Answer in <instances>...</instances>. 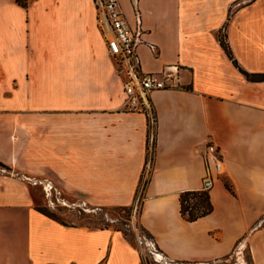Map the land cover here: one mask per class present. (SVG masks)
Wrapping results in <instances>:
<instances>
[{"label": "crops", "instance_id": "obj_1", "mask_svg": "<svg viewBox=\"0 0 264 264\" xmlns=\"http://www.w3.org/2000/svg\"><path fill=\"white\" fill-rule=\"evenodd\" d=\"M120 1L142 31V72L178 69L180 89L148 97L154 126L125 109L95 0H0V264H160L122 231L40 212L37 185L91 207L138 205L170 263H213L244 241L264 264V0ZM210 140L223 173L212 213L189 222L180 196L203 190Z\"/></svg>", "mask_w": 264, "mask_h": 264}, {"label": "built area", "instance_id": "obj_2", "mask_svg": "<svg viewBox=\"0 0 264 264\" xmlns=\"http://www.w3.org/2000/svg\"><path fill=\"white\" fill-rule=\"evenodd\" d=\"M99 22L106 41L108 55L116 65L118 79L122 81L125 109L129 112H146L150 123L155 125V117L148 97L152 92L180 89L178 69L171 74H144L141 70L138 46L142 43L141 29H133L128 22L120 0H95ZM151 152L154 134H151ZM223 173V160L219 148L209 141L206 148V176L203 190L213 188L215 178ZM47 187H50L47 185ZM153 261L160 264H181L166 261L150 238L147 243ZM239 251L237 256H239ZM243 262V259L242 261Z\"/></svg>", "mask_w": 264, "mask_h": 264}, {"label": "rangeland", "instance_id": "obj_3", "mask_svg": "<svg viewBox=\"0 0 264 264\" xmlns=\"http://www.w3.org/2000/svg\"><path fill=\"white\" fill-rule=\"evenodd\" d=\"M32 194L36 208L55 214L67 224L120 229L134 245L140 248L147 259L152 261L147 245L150 236L139 225L138 205L129 207L127 210L91 207L63 194L58 187L54 186H32ZM238 251L239 256H237ZM242 259L243 262H241ZM209 264H252L250 250L245 242L241 241L232 255Z\"/></svg>", "mask_w": 264, "mask_h": 264}, {"label": "trees", "instance_id": "obj_4", "mask_svg": "<svg viewBox=\"0 0 264 264\" xmlns=\"http://www.w3.org/2000/svg\"><path fill=\"white\" fill-rule=\"evenodd\" d=\"M29 0H16L18 4H20L23 7H27ZM221 45L224 48L226 54L228 57L233 61L234 65L239 68L237 62L234 60L231 50L226 43L225 38H223L221 41ZM240 69V68H239ZM241 70V69H240ZM241 72L248 78L250 81H261L263 80L262 75H254V74H248L241 70ZM147 181L144 183V187L146 186ZM227 189L231 190V186L229 183H225ZM180 205H181V215L184 219H186L189 222H194L199 220L200 218L206 217L213 211V205L211 202L209 191H196V192H184L180 196ZM40 212L44 213L48 217L61 222L66 223L62 221L58 216H56L53 213L46 212L40 208H37ZM108 209H121V210H127L126 207L124 208H108ZM107 228V227H105ZM118 231H121L120 229H115ZM124 233V232H123ZM124 235L127 237V235L124 233ZM129 240V239H128ZM131 241V240H129ZM132 242V241H131Z\"/></svg>", "mask_w": 264, "mask_h": 264}]
</instances>
